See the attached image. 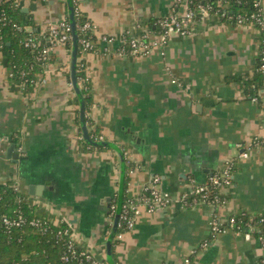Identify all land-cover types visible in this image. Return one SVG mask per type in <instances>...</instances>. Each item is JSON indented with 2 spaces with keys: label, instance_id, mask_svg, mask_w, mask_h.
<instances>
[{
  "label": "crops",
  "instance_id": "obj_1",
  "mask_svg": "<svg viewBox=\"0 0 264 264\" xmlns=\"http://www.w3.org/2000/svg\"><path fill=\"white\" fill-rule=\"evenodd\" d=\"M24 1L29 8L36 4L22 11L42 36L70 13L69 0ZM175 3L77 0L92 23L95 44L82 55L92 97L85 119L101 140L120 147L123 160L111 146L81 145L72 47L54 46L45 71L27 91L12 90L0 52V187L13 181L30 208L67 222L78 246L109 264L110 203L116 195L119 203L122 177L124 201L128 161L133 170L127 196L140 195L157 176L169 203L140 215L122 240L114 237L116 264H184L185 258L191 264H259L264 246L257 237L232 228L214 232L212 226L242 211L264 212V145L253 143L264 140V87L253 97L245 85L256 74L264 30L216 13L199 14L188 35L172 32L164 46L147 54L119 53L126 30L155 31L157 19ZM186 8L182 4L179 13ZM102 35L116 39L106 44ZM12 144L18 161L8 157ZM230 160L233 181L224 190L225 204L184 202L194 182L204 184ZM36 198L38 208L31 204Z\"/></svg>",
  "mask_w": 264,
  "mask_h": 264
},
{
  "label": "trees",
  "instance_id": "obj_2",
  "mask_svg": "<svg viewBox=\"0 0 264 264\" xmlns=\"http://www.w3.org/2000/svg\"><path fill=\"white\" fill-rule=\"evenodd\" d=\"M188 7L194 10L195 19L202 14L203 9L200 6L210 5L212 8L210 13L221 15L223 19L237 23L238 17L241 15L246 18L245 23L255 22L258 14L256 3L260 0H188ZM19 0H0V52L2 53L3 64L8 68V81L12 90L18 87L23 90H29L36 85V75L45 71L43 61L38 59L41 48L48 46L49 35L42 36L35 29V21L33 17H27L19 6ZM74 5V19L78 42V64H77V84L81 88L82 98L85 102L87 110L92 103L90 94V82L86 74V66L82 58L85 52L83 39L94 42L93 27H84L88 22V17L81 12L77 0H72ZM177 7L176 11H180ZM65 19L70 22V13L67 12ZM158 20V19H157ZM13 23L23 28L19 30L13 27ZM33 25V30L27 31L25 27ZM155 31L159 32L160 28L156 24ZM32 38L34 41H40V45L30 48L25 45L26 39ZM72 47V30L70 39L66 44ZM51 56L48 59V63ZM47 64V62H46ZM257 70L254 78L245 82L246 90L254 97L257 91L264 87V44L257 57ZM78 101V98H76ZM89 138L91 142H95L100 137L99 130L94 123L89 122L86 116ZM80 124V117L77 118ZM82 134V129L80 128ZM81 145L85 149L103 148L94 146L92 143L80 139ZM264 145V140H263ZM133 165L126 161V179H125V196L124 203H127V188L130 180L129 171ZM15 183L9 182L5 186L0 187V264H75L74 261H65L63 255L66 252L69 242V234L58 235L59 230L69 228V224L63 220H54L45 210H36L30 208L23 200L24 194L15 189ZM118 196L114 197L110 203V215L115 216V207L117 208ZM34 214L41 220L40 226H34L27 223L21 227H14L8 230L2 224V218L18 217L23 215L29 222ZM235 218L234 224L229 219ZM223 229L232 228L234 231L242 233H250L255 237H264V212L260 214H252L242 211L230 215L224 224H220Z\"/></svg>",
  "mask_w": 264,
  "mask_h": 264
},
{
  "label": "built area",
  "instance_id": "obj_3",
  "mask_svg": "<svg viewBox=\"0 0 264 264\" xmlns=\"http://www.w3.org/2000/svg\"><path fill=\"white\" fill-rule=\"evenodd\" d=\"M188 0H176V3L172 7L169 14L160 17L156 24L159 26L160 31L156 32L149 28L143 31H135L136 27L126 30L123 35V45L119 48L120 54L134 53V54H147L152 51L154 47L164 46L170 34L172 32H177L182 35H188L191 33L192 24L195 21L194 10L188 7ZM186 4V10L183 14H180L177 10V7ZM256 6L258 7V14L256 16L255 22L259 24L261 30H264V7L261 2H257ZM203 9L202 14H209V10L212 8L210 5L204 7L200 6ZM246 18L239 16L237 23L245 24ZM91 22H86L84 27H91ZM13 27L22 30L17 23H13ZM26 29V27H25ZM72 30L71 24L65 18L55 25H50L47 28V34L49 35V44L48 46L42 47L41 52L38 56V59L43 61V64L47 65L48 59L51 56L52 48L57 45L67 44L70 39V32ZM116 37L112 35H102L101 40L106 44H110L115 41ZM85 46V53L93 50L95 48L94 42L83 39L82 40ZM264 42V37H263ZM40 41H34L32 38L26 39L25 45L30 48H35L40 45ZM264 70V65H263ZM39 83V82H38ZM100 140L103 137L99 138ZM254 144H263V140L256 138L253 141ZM243 157H248L247 152L241 154ZM233 164L234 162L230 160L226 163L225 167L211 176L204 184L195 183L193 184L189 193L183 195L184 202L187 205H199V204H210L214 207H220L228 201V195L225 193V188L232 184L233 181ZM133 170V169H132ZM131 170V171H132ZM130 171V172H131ZM159 177H154L152 180L145 184L142 188L140 195L138 196H128L127 203L123 204L121 216L118 222V232L115 235V239L120 241L123 239L124 234L128 231H131L135 228L137 223V218L143 213H154L159 208L166 206L169 203L168 198L163 194L158 188ZM16 190H19L16 188ZM32 207L38 208V205L41 206V202H38V199L32 201ZM38 209H35L36 211ZM116 210V207H115ZM115 214V213H114ZM112 221L114 216L111 215ZM231 224H234L235 218L231 217L229 219ZM27 223H30L34 226H40L41 220L36 214L28 222L26 217L19 215L18 217H7L2 218V224L8 230L14 227H21ZM221 223L217 220L213 222L212 229L214 232H220L226 229H223L220 225ZM69 228L59 230L58 235L69 234V242L67 244V249L63 255L65 261H74L75 264H107L105 260L98 259L93 254L92 251L78 246L75 242L72 233H69ZM242 233L240 231H236ZM247 237L252 236L250 233H244ZM262 246H264V237H258ZM204 245H207L205 243ZM184 264H191L190 258H185ZM259 264H264V257L260 260Z\"/></svg>",
  "mask_w": 264,
  "mask_h": 264
},
{
  "label": "water",
  "instance_id": "obj_4",
  "mask_svg": "<svg viewBox=\"0 0 264 264\" xmlns=\"http://www.w3.org/2000/svg\"><path fill=\"white\" fill-rule=\"evenodd\" d=\"M25 1L21 0L19 3V6L22 8L23 11L29 12L30 10H34L36 7V4L32 3L30 8L24 6ZM69 10H70V24L72 27V61H71V79H72V84L76 92L81 98V108H80V121H81V126H82V132H83V138L85 141L92 143L94 146L101 147V146H111L114 149H116L123 160V152L120 149V147L110 141L107 140H99L95 142H91L89 138V131L88 127L86 124V119H85V102L82 98L81 90L77 84V64H78V42H77V33H76V26H75V19H74V5L72 0H69ZM15 145L12 144L9 149H8V157L9 158H14L16 161L19 160V154L15 152ZM124 170V168H123ZM124 179L123 177L120 180V189H119V203L117 205V209L115 212V216L113 219L112 227L110 230V233L108 235V239L106 240V248H107V261L109 264H116L113 258V242H114V237L118 232V222L121 216L122 208H123V192H124ZM32 189V187H31Z\"/></svg>",
  "mask_w": 264,
  "mask_h": 264
},
{
  "label": "rangeland",
  "instance_id": "obj_5",
  "mask_svg": "<svg viewBox=\"0 0 264 264\" xmlns=\"http://www.w3.org/2000/svg\"><path fill=\"white\" fill-rule=\"evenodd\" d=\"M40 82V81H39ZM98 259H100V258H98Z\"/></svg>",
  "mask_w": 264,
  "mask_h": 264
}]
</instances>
